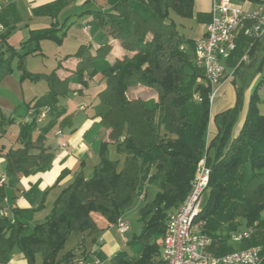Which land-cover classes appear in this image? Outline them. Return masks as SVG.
Wrapping results in <instances>:
<instances>
[{
  "label": "trees",
  "instance_id": "1",
  "mask_svg": "<svg viewBox=\"0 0 264 264\" xmlns=\"http://www.w3.org/2000/svg\"><path fill=\"white\" fill-rule=\"evenodd\" d=\"M106 1L108 7L95 10L91 22L99 46L92 49L80 45L73 55L78 60L76 68L65 78L58 76L57 68L49 74L33 73L25 63L28 55L38 53L41 40L62 42L66 32H60L67 20L61 26L55 23L31 29L24 52L8 43L10 31L1 34L0 62L7 64L0 68V82L12 73L10 65L17 59L21 81L47 82V93L34 107L38 112L49 106L52 114L44 127L35 120L22 122L17 145L4 153L8 184L14 186L20 176L51 167L54 156L45 147L44 138L63 114L59 98L75 91L73 84L84 88L94 82L103 85L97 93L95 117L109 130L110 141L101 142L100 161L92 175L87 177L81 165L43 219L29 222L17 208L13 216L0 215V264L11 263L17 254L23 255L26 264H77L73 249L61 255L71 237L88 233L99 241L101 228L94 216L109 225L116 224L135 205L146 183L158 184L159 191L153 202L141 208L145 226L130 241L142 249L137 255L119 251L107 264H157L167 213L186 199L197 165L204 157L211 173L196 221L205 222L203 231L213 239L209 250L222 256L264 245V114L258 105V86L250 94L244 122L235 135L245 93L264 64L263 38L242 34L236 50L226 60L232 70L236 102L215 115L217 132L209 137L212 89L194 61L196 44L179 31L170 17L173 10L180 17L192 18L194 0ZM66 4L67 0H54L35 13L56 17ZM111 38L118 42L121 53L113 52ZM32 42H37L35 48H30ZM138 86L155 90L156 98H130L128 91ZM110 143L124 155L122 166L119 160L109 157ZM66 173L63 171L58 180ZM6 188L0 184V210L4 208ZM242 228L253 231L249 237L234 240L233 234ZM94 254L106 260L101 252ZM90 255L86 254L85 259Z\"/></svg>",
  "mask_w": 264,
  "mask_h": 264
},
{
  "label": "crops",
  "instance_id": "2",
  "mask_svg": "<svg viewBox=\"0 0 264 264\" xmlns=\"http://www.w3.org/2000/svg\"><path fill=\"white\" fill-rule=\"evenodd\" d=\"M19 1L20 0H0V5L2 6V10L0 11V23L2 24V29H0L1 34L11 31V27L17 25H24L27 27L28 37L31 29L44 28L55 23L56 24L59 23L58 25L61 26L58 16L51 17L43 13H35V11L40 6L51 3L54 0H27V2L25 3L24 0H22V2ZM87 1L88 0H67V4L64 8H67L72 4H74V6L83 5L84 3H87ZM90 1L92 2V5L95 4L99 9L100 8L106 9L108 7L107 1L105 0L103 1L90 0ZM233 2L234 4L238 5L243 10L246 11L254 10L260 6H264V1L255 2L253 0H233ZM211 11H212V0H194V15L192 18L179 17L180 19L178 21L176 19L173 20L176 22L179 31L187 39L192 40L196 44V41L202 38L205 33L206 25L211 19ZM47 18H51L50 25H43L39 27L32 26V23H36V24L46 23L48 20ZM87 26H91V25H85L86 30L91 31L92 27L89 29ZM262 38H263V48H264V36ZM24 41L25 40H23V42ZM110 42L114 45L113 52H115L116 54L121 53V49L118 45V42L116 40H113L112 38L110 39ZM98 46L99 43L95 41V47H93L92 49H96ZM185 46H187V44ZM110 60L111 61L113 60V56H110ZM77 61L78 60L75 58L74 67L70 69L68 74H66L65 76H60V75L58 76L61 78H65L71 75L76 68ZM227 69L230 68L227 67ZM13 72L14 70L12 71L11 74H8L3 78V80L0 82V86L3 85L4 82H6L5 80L10 75H12ZM231 72L232 70L230 69L229 75L226 74L225 79L222 81V84L218 91L220 97L217 104H213L211 107V119L209 123V131H208L209 137H213L217 132V128L214 122L215 115L222 111H225L228 108L233 107L235 104L236 94H235V89L231 84L233 78L232 75H230ZM25 81L26 80L21 82L23 83ZM72 86L76 90L69 93L66 96L69 95L74 96L75 94H81L84 91H88L90 88H94L97 86H101V88L103 87V85H98L96 82L91 83L89 88H84L81 84H73ZM15 88L16 87L14 86V89ZM136 88L138 89L142 87L138 86ZM140 90L141 89H139V92L142 91ZM142 92L145 93L144 99L146 100L150 98H156L154 91L150 89L144 88ZM251 92L252 91L249 89L245 93L244 107L241 112L239 121L235 126V135L238 134L244 122ZM135 93L138 94L136 90ZM60 98L58 104L63 108V105L60 104L61 103ZM228 99L230 103L228 102ZM36 101L34 102V104L28 106L27 112L31 106L35 105ZM81 107L84 108L82 109ZM88 107H89L88 105H82L80 106V110L85 112L87 111ZM63 109H64L63 114L59 118L57 124L45 135L44 138L45 147H47L48 151L52 153L54 156L51 167L48 170L43 172H38L36 174H31L29 176H20L19 181L14 186L8 184L9 177L6 174L5 168L0 170V179L3 176H6V180L4 184L7 186L6 188L7 196L3 203V207L7 210L8 215L13 216V209L17 208L19 209L21 214L28 219L29 222L43 219L51 210L53 202L58 196V194L61 192V190L72 182L74 178V174L77 171H79L81 165L84 167L85 175L87 177H90L92 175L94 166L99 163L100 147L98 150H95L94 148L95 143L90 142L88 133H85L84 135L85 138H82L83 133L87 130V127L92 122L93 124L94 123L100 124V118L95 117V106L93 107V113L87 116L88 117L87 120L83 123L82 127L80 128L75 127L76 125L75 120H72L71 115L67 113L68 111L67 108L66 109L63 108ZM1 112L3 113L2 108H1ZM50 112L47 118L45 119V121L39 125L40 127H44L50 122V120L52 119V114ZM3 122L4 121H1V124ZM65 124H71L72 126L70 127L71 134L68 137H65V132L63 130ZM58 130L63 131L62 136L57 135ZM38 133L39 131H37L35 135L37 136ZM1 136H3L2 133H0V137ZM97 137L100 138L101 141H110L109 130L104 129V127L100 125ZM63 142L68 143V148L64 149L61 147V144ZM16 145L17 142L13 146ZM8 149H5L3 147L0 148V156H3L2 160L4 162L5 167H6V158L4 156V153ZM63 171H67L68 173H66L62 177V179L58 180L59 176ZM52 193H54V195L52 196L49 205L48 198ZM94 218L98 223L99 227L101 228V231L97 237L103 238V241L99 242L98 240H93L94 236H91L88 233L76 235V238H79L77 240L78 247L71 249L74 250L73 251L75 255L74 259L77 261V264H95L94 261L97 257L95 256L94 252L96 251L101 252L105 256L108 255L112 256L113 252L116 251L113 248L114 240L112 238V232L114 229H116L117 232H119L116 224L109 225L99 216H95ZM123 218H125V216H123ZM247 229H252V228H242L241 231H245ZM106 240L108 242H106ZM88 253H91L90 256L93 258V260L91 257H87L85 259V255ZM10 264H26V260L22 254H17L13 257ZM101 264H107L106 260L102 261Z\"/></svg>",
  "mask_w": 264,
  "mask_h": 264
},
{
  "label": "rangeland",
  "instance_id": "3",
  "mask_svg": "<svg viewBox=\"0 0 264 264\" xmlns=\"http://www.w3.org/2000/svg\"><path fill=\"white\" fill-rule=\"evenodd\" d=\"M19 2H22V0H20ZM25 2H27V0H24V3ZM98 9L99 8L95 4L92 5V2L88 0L87 3H84L83 5L74 6V4H72L71 6L64 8L62 11H60L57 15L60 21V25H62L67 20L66 25L60 32L61 34L63 32H66L62 36V42L59 43L53 39L41 40L39 42L40 50L38 51V53L34 55L30 54L26 58L25 65L27 69L34 73L49 74L55 68H57L58 75L65 76L66 74H68L70 69L74 67L75 57L73 55L78 49V47L81 44L90 45L92 48L95 47L96 29L94 28V25L91 22L94 20L93 12ZM170 17L176 19L177 21L180 19V16L177 15V13L173 10H171ZM47 19L48 20L46 23H32V26L39 27L43 25H50L51 18ZM85 25H91V31H87ZM27 38L28 32L26 26L17 25L11 27L10 34L8 35V41L15 47L20 48L22 52H24L23 45ZM23 40L25 41L23 42ZM36 46L37 42H32L30 48H35ZM6 64V61H1L0 68L2 66H5ZM10 66L12 67L14 72L5 80L6 82H4V84L0 86V105L3 111V117L0 116V121H4L2 124L0 123V133H2L3 135L0 137V148L3 147L5 149L10 148L16 143L21 124L27 114L28 106L34 104V102L38 98L45 95L48 89L47 82L44 79H41L36 82L26 80L22 83L20 81V71L17 68V59H14ZM229 71L230 69H227V75H229ZM259 82L260 85H258ZM231 84L235 89L234 84ZM14 86L16 87L15 89ZM256 86H258L257 91L261 96V101L258 104L259 109L264 114V64L262 66L261 72L256 76L255 80L252 82L250 90L253 91ZM100 89L101 86H97L94 88H90L88 91H84L81 94H75L74 96H62L60 98V104L63 105V108H67V113L71 115L72 120H75V127H82L83 123L88 118L87 116L93 113V107L95 106V104L98 103L97 93ZM139 89L143 91L144 87L138 89H130L128 91V96L130 98H145V93L141 90V92H139ZM135 90L136 92H138V94L135 93ZM152 91H154L156 95V91ZM219 97L220 95L217 94V97L213 104H217ZM82 105L89 106L87 111L84 112L80 110V106ZM70 127H72L71 124H65V126L63 127L65 137H68L71 134ZM99 128L100 124H93L92 122L87 127V130L83 133L82 137L85 138V133H88L90 142L95 143V150L99 149L102 142L101 139L97 137ZM108 148L109 157L114 160H119L121 163L120 166H122L124 155L118 153L115 148V145L112 143L109 144ZM2 159L3 156H0V170L5 168ZM158 191V184H145L143 193L146 194V197L144 199L138 197L135 205L124 214V219L130 224V230L125 234L117 232L116 229H114L112 232V238L114 240L113 248L114 250H116L115 252H113L112 256L119 251H127L131 255H137L141 251L142 247L140 245L130 241L134 235H140L142 233L145 226V220L142 218L141 208L144 207L147 203L153 202ZM53 195L54 193H52L48 198L49 205ZM178 208L168 211L165 219V224L169 215L177 211ZM262 214L264 215V211ZM78 239L79 238H76V235H73L72 238L67 242L64 250L61 252V255L65 251L70 250L71 248H77ZM107 240L106 242H108ZM159 241L161 242V239H159ZM112 256L104 255L106 262H108L110 257Z\"/></svg>",
  "mask_w": 264,
  "mask_h": 264
},
{
  "label": "built area",
  "instance_id": "4",
  "mask_svg": "<svg viewBox=\"0 0 264 264\" xmlns=\"http://www.w3.org/2000/svg\"><path fill=\"white\" fill-rule=\"evenodd\" d=\"M87 27L91 28V26ZM0 29H2L1 23ZM242 33L254 39L263 37L264 6L246 11L234 4L233 0H212L211 19L206 25L203 37L196 41L194 59L196 65L204 71L205 80L212 89L211 105L226 77V60L236 50ZM246 57L245 55L243 59ZM195 99H198V95H195ZM49 112V106L40 108L38 112L34 106H31L23 123H31L35 120L36 123L41 124ZM57 135L62 136L63 131L58 130ZM61 147L68 148V143L63 142ZM210 173L211 170L204 157L197 165L192 187L186 199L166 220V232L162 238L157 264H264V245L252 246L222 256L214 255L209 250L213 239L203 231L205 222L196 220L202 211ZM5 180L6 176H3L0 184H4ZM144 196L142 192L140 198L144 199ZM0 215L10 217L5 208L0 210ZM116 226L121 234L127 233L130 229L129 222L123 217L118 220ZM251 233L252 229H247L233 234L232 237L234 240H240L249 237ZM102 241L103 238H99V242ZM94 262L102 263L99 258Z\"/></svg>",
  "mask_w": 264,
  "mask_h": 264
}]
</instances>
